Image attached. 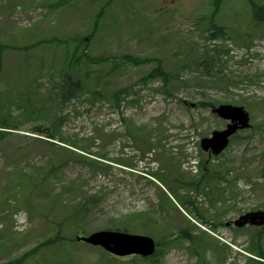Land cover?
Listing matches in <instances>:
<instances>
[{
    "label": "rangeland",
    "instance_id": "1",
    "mask_svg": "<svg viewBox=\"0 0 264 264\" xmlns=\"http://www.w3.org/2000/svg\"><path fill=\"white\" fill-rule=\"evenodd\" d=\"M56 1L0 0V264L55 234L66 239L70 264H144L76 240L100 231L159 243L158 257L146 264H264L255 250L264 253V227L234 224L264 212V23L253 20L246 0H224L217 13L213 0H63L48 7ZM209 17L225 38L209 39L201 21ZM90 34L87 48L74 47ZM155 59L167 84L160 76L142 81ZM67 78L80 80L81 90L63 101ZM221 105L241 107L249 128L211 156L200 141L228 124L213 113ZM49 127L88 150H74L87 159L73 160L61 147L69 146L34 131ZM49 157L67 161L39 191L53 199L42 207L34 195L37 211L27 210L25 187L18 207L15 173L26 181ZM97 158L108 161L106 171L92 169ZM72 183L80 190L69 191ZM87 196L99 205L77 227L64 222L61 205ZM181 228L193 244L178 237ZM51 252L40 249L21 264H62L46 261Z\"/></svg>",
    "mask_w": 264,
    "mask_h": 264
},
{
    "label": "trees",
    "instance_id": "2",
    "mask_svg": "<svg viewBox=\"0 0 264 264\" xmlns=\"http://www.w3.org/2000/svg\"><path fill=\"white\" fill-rule=\"evenodd\" d=\"M61 2H58L57 5L60 4ZM223 2H224V0H213L212 7H213L215 12H218V9L221 7ZM248 3L250 6L251 16H252L253 20L257 23H264V7H263V5L257 4L253 0H248ZM103 14L104 13L100 9V11L97 13V16L95 17L94 22H93L94 28H97V25H98L100 19L103 17ZM203 20L204 19H202L201 21L203 22ZM212 21H213V19L207 20L206 21L207 26H205L206 30H211V33L208 36L209 39L225 38L226 32L223 29V27L216 26ZM91 38H93L92 34L87 36L85 39H77L76 45L74 47L76 49H80L82 47L87 48L88 42L91 41ZM52 41H54V39ZM77 58H78V60H81L82 55L78 56ZM125 59H127L128 62L133 61L134 65H137L138 63H140V60L129 58L127 56H125ZM190 61L193 63V65H197V63H198V60L196 58H193ZM188 65H185L182 67L185 68V67H188ZM0 68H1V58H0ZM157 76L162 77L165 84L168 83L167 76H169V74L165 73L162 70L160 61H158L157 67H155L146 77L143 78V81H146V79L155 78ZM80 83H81L80 80L72 83L71 79L67 78L65 81V84L67 85V89H63V88L60 89V93H61L60 95L62 97V100L64 101L69 96H74L75 92H77V90L80 89V86H81ZM121 93L122 92H117L113 95L112 100L115 103L118 102V97L121 95ZM34 131H37V128H34ZM0 132L4 133L2 131H0ZM41 132L42 131H40L39 133H41ZM44 135L47 139H50V140L56 139L60 143H62L63 145L69 146V148H70L69 150L66 148L63 149V147H62V150L69 153L73 160L84 161L87 159L85 156L78 155L75 152L81 151L83 153H86V152H88V150H86L84 148H80L78 150V145L76 143H72L69 140L64 139L62 136H58V129H56L55 127L54 128L53 127L47 128ZM133 139L142 146H147L150 143V138L148 139V138H144L141 136L140 137L135 136V138H133ZM48 144H49V142H48ZM49 145H51V144H49ZM74 150H77V151H74ZM69 151H71V152H69ZM99 159L103 160V158H99ZM48 160H49V163L47 165H45L43 168L35 169L36 171H34L33 173H28L26 175V181H24V176L22 174H20L18 172L15 173L16 177L13 180V184L17 185V187L19 186L18 194L15 196L17 198V200H15V202L18 205V207H23L22 203L24 201H22L21 197H23L25 187H26V202H25V204H26L27 210L37 211V207H35L36 205H35V202L33 201L34 195H37V198L41 201L42 207H45L46 205H48L51 202V200L53 199L50 196L51 193L47 192V193L40 194L39 191L42 187L50 186L52 184L53 180L58 175V173H60V171L67 165V161L62 160L61 162H58L57 160L52 159V158H50ZM92 161L93 162L90 161V165L92 166V169H94V170L98 169L102 172L106 171L105 166H104L105 164H103L101 161H96V160L95 161L92 160ZM11 162L16 163L18 161L13 160ZM201 169H202V175H203V172L205 173L206 168L201 167ZM152 175H154V177L158 178V176H156L158 174H152ZM159 179H162V178H159ZM163 181L166 182V180H163ZM68 189H69V191H74V192L80 190V188L78 187V185L76 183L70 184ZM99 202L100 201L98 200V198L96 196H87L85 199H82L79 201H70L65 205H61L65 209L64 222L65 221L72 222L77 227V225L79 223H81L83 220H85L87 215L91 211H93L94 208H96L99 205ZM182 202L186 203V204H192L190 201H187V200H183ZM48 213H51V209H50V211H48ZM49 216H50V214H47L44 216V218L48 219ZM131 221H132L131 218H126V220H125V222H127V223H129V222L131 223ZM62 227H63L62 223H60V222L57 223L56 229L58 232H60L59 229ZM57 236H58V234H55L52 238L46 239L44 242L38 244V246L35 247L30 252L23 254L22 256H20V258L14 259L7 264H21V262L23 261V259L25 257L27 258V257L34 255L40 249H49V250L53 249V253L52 252L47 253V256L45 257V258H47L46 261H49L51 259H53V260L59 259L62 264H70V262L73 260V256L71 255L70 252L64 250V248L67 245L65 243L66 239L59 238ZM178 237H180L182 240H187V239L189 240L190 239V241L192 243L194 242V241H192L193 239H192V237H190V234H189L187 228H181L178 232ZM71 241L72 240H69L68 242H71ZM255 241H257V237H256ZM13 246H16V245L13 244ZM159 247H160V244L157 243V248H159ZM257 251H258L259 255L262 254V251L260 248H257ZM158 255H159V251L157 250L153 259L158 257ZM140 261H142L144 264H146L147 262H151V259H144V260H140Z\"/></svg>",
    "mask_w": 264,
    "mask_h": 264
},
{
    "label": "water",
    "instance_id": "3",
    "mask_svg": "<svg viewBox=\"0 0 264 264\" xmlns=\"http://www.w3.org/2000/svg\"><path fill=\"white\" fill-rule=\"evenodd\" d=\"M218 117L225 121H229L226 129L221 132H213L211 138L201 141V148L204 152L209 149L213 155L220 154L228 145V138L237 130L248 128V115L241 108L232 106H220L214 110ZM237 227L245 225L263 226L264 213H249L235 222ZM78 242L87 245L100 247L105 252L117 256H139L147 258L154 253L155 244L152 239L145 236L130 235L121 232L100 231L91 234L88 237L77 238Z\"/></svg>",
    "mask_w": 264,
    "mask_h": 264
}]
</instances>
